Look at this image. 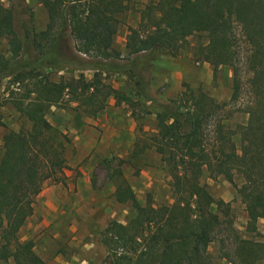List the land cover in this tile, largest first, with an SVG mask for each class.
Masks as SVG:
<instances>
[{
	"label": "trees",
	"instance_id": "obj_1",
	"mask_svg": "<svg viewBox=\"0 0 264 264\" xmlns=\"http://www.w3.org/2000/svg\"><path fill=\"white\" fill-rule=\"evenodd\" d=\"M6 1L7 6L0 2V38L6 39L10 55L0 53V79L29 83L11 97L22 124L1 136L0 262L11 258L14 264H43L31 242H18L16 233L31 215L42 182L61 181L65 168L66 139L52 129L46 110L72 101L92 113L105 105L109 95L124 99L96 75L88 81L80 76L52 81L40 73L41 68L80 61L64 53L65 35L75 41L78 52L98 56L99 66L126 74L137 62L129 56L175 51L185 37L203 34L198 57L213 73L221 65L231 67L229 102L241 100L246 92L241 108L246 121L228 128L217 117L210 125L209 119L226 103L198 89L161 105L155 112L156 133L147 145L169 175L172 201L153 206L147 200L140 205L120 178L114 199L128 203L133 215L125 224L112 220L104 227L100 238L106 253L100 264H213L206 247L220 227L234 243L231 253L225 254L230 264H264V241L240 237L232 226L229 203L213 198L199 181L205 171L229 182L244 204L245 230L256 232V220L264 218V0H149L138 27H128L123 64L100 61L119 56L112 42L114 15L123 10V0H37L47 15L45 27L38 33L26 29L22 37L14 25L16 0ZM236 29L247 46L245 83L234 62ZM235 133L238 150L232 140Z\"/></svg>",
	"mask_w": 264,
	"mask_h": 264
},
{
	"label": "rangeland",
	"instance_id": "obj_2",
	"mask_svg": "<svg viewBox=\"0 0 264 264\" xmlns=\"http://www.w3.org/2000/svg\"><path fill=\"white\" fill-rule=\"evenodd\" d=\"M148 1L123 0V10L114 15L116 28L112 42L119 56L101 59V63L126 62L124 44L128 27H138L140 12ZM0 2L8 5L6 0ZM13 3L15 30L20 37L26 29L37 33L44 29L47 15L37 0ZM65 37L64 53L73 59L77 56L80 61L67 63L62 68H41L40 73L52 81L78 76L88 81L96 75L102 85L117 91L124 99L117 101L109 95L105 105L92 113L72 101L46 110L44 116L52 129L66 139L65 168L61 181L42 182L33 200L32 213L17 231L16 238L18 242L30 241L32 251L43 264H100L106 253L100 238L104 227L112 220L125 224L133 215L128 203L114 199L113 191L120 178L129 184L140 205L147 200L153 206L172 201L169 175L158 154L147 145L156 133L155 112L180 93L198 89L214 101L226 103L208 123L211 125L219 117L226 127L233 128L236 123L246 121V114L241 110L246 92L243 90L241 100L229 102L231 67L221 65L213 73L211 66L199 59L197 48L205 43L203 34L185 37L172 53L161 49L152 55L129 56L137 62L133 71L126 74L99 66L95 63L98 56L93 57L92 51L78 52L75 41L69 35ZM235 38L234 62L241 82L245 83L247 46L238 29ZM23 40L26 44V39ZM0 53L5 57L10 55L4 38H0ZM29 53L34 54L30 50ZM163 77L168 81H163ZM134 81L138 84L134 85ZM25 83L29 81L0 79V153L3 132L16 130L22 124L11 97L20 93ZM137 89L143 93H137ZM232 140L238 150L237 133L232 135ZM199 181L213 198L229 203L232 226L240 237L264 241V218L256 220V232L245 230L244 204L229 182L221 175L209 176L205 171ZM234 182L239 184L240 178L235 177ZM233 246L230 233L220 227L206 250L213 264H230L225 254H230ZM0 264L14 262L8 258Z\"/></svg>",
	"mask_w": 264,
	"mask_h": 264
},
{
	"label": "crops",
	"instance_id": "obj_3",
	"mask_svg": "<svg viewBox=\"0 0 264 264\" xmlns=\"http://www.w3.org/2000/svg\"><path fill=\"white\" fill-rule=\"evenodd\" d=\"M163 81H165V82H167L168 80L165 78V77H163V79H162Z\"/></svg>",
	"mask_w": 264,
	"mask_h": 264
}]
</instances>
